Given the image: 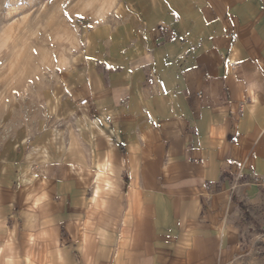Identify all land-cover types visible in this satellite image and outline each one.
Listing matches in <instances>:
<instances>
[{
  "label": "crops",
  "instance_id": "obj_1",
  "mask_svg": "<svg viewBox=\"0 0 264 264\" xmlns=\"http://www.w3.org/2000/svg\"><path fill=\"white\" fill-rule=\"evenodd\" d=\"M158 6L83 91L0 120V264L257 263L264 0Z\"/></svg>",
  "mask_w": 264,
  "mask_h": 264
},
{
  "label": "rangeland",
  "instance_id": "obj_2",
  "mask_svg": "<svg viewBox=\"0 0 264 264\" xmlns=\"http://www.w3.org/2000/svg\"><path fill=\"white\" fill-rule=\"evenodd\" d=\"M166 1L92 0L65 8L69 0H0V120L14 113L17 119L33 113L35 119L36 105L69 98L61 85L74 97L79 80L95 66L106 71L110 59L124 55L138 40L147 15L157 14L159 3ZM76 8L87 13L88 22L100 24L89 29L75 18L69 23L63 13L74 14ZM61 68L67 70V79ZM52 110L56 122L57 111ZM250 206L257 223L256 264H264V185Z\"/></svg>",
  "mask_w": 264,
  "mask_h": 264
},
{
  "label": "snow or ice",
  "instance_id": "obj_3",
  "mask_svg": "<svg viewBox=\"0 0 264 264\" xmlns=\"http://www.w3.org/2000/svg\"><path fill=\"white\" fill-rule=\"evenodd\" d=\"M91 2H92V0H69V4H66V5H65V8H68V7H70V6H74V5H76V4L86 5V4H90ZM63 15H64L65 19H66L69 23H72L73 20H74V18H75L76 20L84 21V22L87 24V27H88L89 29H92L94 26L100 24V21H98V20L95 21V24L88 22V19H87V13H82V12L79 10V8H76L74 14L65 11V12L63 13ZM87 59L91 60L92 57H91V56H88ZM238 63L241 64V65L244 64V62H243L242 60L239 61ZM109 67H111V66L109 65ZM58 71H59L61 74L65 75V78H66V79L68 78V77H67V70H66V69L61 68V69H58ZM188 71L191 72L192 70H191V69H188ZM260 81H261V87H264V70H262V72H261V80H260ZM243 83L247 85V84L249 83V81H248V80H244ZM252 87H255V84H253ZM60 90H61L62 92H64V93L66 94V96H68L69 98H71L72 93H71V91H69L65 86L61 85V89H60ZM77 91H83V89H77ZM17 95H18V93H17ZM86 95H87V93H85V96H86ZM262 95H264V93H262ZM79 104H80V105H88V104H89V100H88L87 98L81 97L80 100H79ZM69 107H77V105H76V104H69ZM108 119L111 120L110 117H109ZM205 134H206L208 137L211 135V133L209 132L208 128L205 129ZM101 135H102V134H101ZM101 144H102V146L106 147V142H105V141L101 140ZM52 151H53V153H55V147H54V146H53V148H52ZM116 163L119 164V155H118V154H117V157H116ZM43 179H45V177H44L43 174H41L39 177H36L37 185L39 184V181H41V180H43ZM109 187H110V186H109ZM89 194L91 195V192H90ZM100 194H101V192H100V191H97L96 195L99 196ZM43 199H45V197L40 196V197L37 198V202H38V203H41V202L43 201Z\"/></svg>",
  "mask_w": 264,
  "mask_h": 264
},
{
  "label": "built area",
  "instance_id": "obj_4",
  "mask_svg": "<svg viewBox=\"0 0 264 264\" xmlns=\"http://www.w3.org/2000/svg\"><path fill=\"white\" fill-rule=\"evenodd\" d=\"M198 95L200 96L201 95V92H199Z\"/></svg>",
  "mask_w": 264,
  "mask_h": 264
},
{
  "label": "trees",
  "instance_id": "obj_5",
  "mask_svg": "<svg viewBox=\"0 0 264 264\" xmlns=\"http://www.w3.org/2000/svg\"><path fill=\"white\" fill-rule=\"evenodd\" d=\"M244 207V206H243Z\"/></svg>",
  "mask_w": 264,
  "mask_h": 264
}]
</instances>
